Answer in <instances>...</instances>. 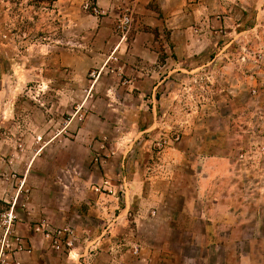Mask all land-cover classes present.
Listing matches in <instances>:
<instances>
[{
	"label": "rangeland",
	"instance_id": "1",
	"mask_svg": "<svg viewBox=\"0 0 264 264\" xmlns=\"http://www.w3.org/2000/svg\"><path fill=\"white\" fill-rule=\"evenodd\" d=\"M160 62L177 69L166 97L154 88ZM176 144L231 161L217 187L238 192L242 238L263 217L257 256L237 230L207 263L264 264V0H0V264L41 252L78 264L82 243L93 258L80 182L108 194L122 173ZM200 159L179 169L190 191L188 164ZM160 225H144L145 244L159 248ZM66 228L71 246L55 248L47 229Z\"/></svg>",
	"mask_w": 264,
	"mask_h": 264
},
{
	"label": "crops",
	"instance_id": "2",
	"mask_svg": "<svg viewBox=\"0 0 264 264\" xmlns=\"http://www.w3.org/2000/svg\"><path fill=\"white\" fill-rule=\"evenodd\" d=\"M169 18L164 20L177 21V17ZM160 21L163 24V20ZM159 68V80L154 88L159 87L166 97L168 77L177 69L167 68L166 62H160ZM139 73L149 75L144 70ZM172 147L159 152L162 158L160 162L144 159L142 165L145 171H142V165H138L122 173V182H111V192L108 194L102 192L97 185L92 186L91 182H80V187L85 190L84 200L89 204L80 215L81 230L89 233L94 230L95 242L98 244L95 246L98 248L94 249L93 258L92 254L90 258L88 256L90 245L86 243H82L77 250L74 249L79 256L78 264H153L155 260L156 264H177L179 261L185 264H209L207 261L215 259L214 255L229 244L231 235L237 230V239L242 249L244 243L249 241L254 244L251 252L255 256L257 252H261V213L256 211V220H259L255 222L251 234H243V239L241 225L238 224L242 210L238 192L233 187L228 188L229 184H225L226 188L217 187L218 180L233 174L231 161L224 156L207 154L197 149L194 152L187 151L177 144ZM191 155L201 158L199 164H188L192 169L189 177L194 181L193 191L189 190V185L184 184L188 183V179L184 181L179 170L183 165L182 160ZM215 161L220 163V167ZM119 190L123 191V207L116 196ZM261 202L259 197L256 198V205H262ZM92 220L95 221L94 225ZM136 221L139 226L135 225ZM155 222L161 223L163 228L158 235L166 236L159 248L145 244L142 238L144 225ZM106 233L108 238L105 237ZM122 235L126 240L124 246L117 243ZM134 235L141 237V242H135ZM135 243L140 246L136 250L132 247ZM174 244L179 246L175 249ZM44 246L47 247V241ZM188 247L204 250V254H187ZM244 258L245 252L240 259ZM243 261H247V258ZM24 262L54 264L42 252L24 256Z\"/></svg>",
	"mask_w": 264,
	"mask_h": 264
},
{
	"label": "built area",
	"instance_id": "3",
	"mask_svg": "<svg viewBox=\"0 0 264 264\" xmlns=\"http://www.w3.org/2000/svg\"><path fill=\"white\" fill-rule=\"evenodd\" d=\"M47 237H50L53 242V246L55 248H61L62 246H71L72 242L70 241V237L73 235V231L69 228L66 229H60V230H53V229H47L46 231ZM67 237L65 241L62 240V238ZM19 242V250H22L24 248L22 239H18ZM16 264H22L19 260H16Z\"/></svg>",
	"mask_w": 264,
	"mask_h": 264
}]
</instances>
